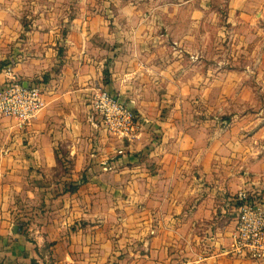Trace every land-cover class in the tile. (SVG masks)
<instances>
[{
	"label": "crops",
	"instance_id": "crops-1",
	"mask_svg": "<svg viewBox=\"0 0 264 264\" xmlns=\"http://www.w3.org/2000/svg\"><path fill=\"white\" fill-rule=\"evenodd\" d=\"M210 2L70 0L35 18L0 0V86L11 68L45 103L28 126L0 118V264H264L234 254L225 206L264 200V115L242 110L254 67L197 74ZM102 91L136 115L131 137L104 128Z\"/></svg>",
	"mask_w": 264,
	"mask_h": 264
},
{
	"label": "rangeland",
	"instance_id": "rangeland-1",
	"mask_svg": "<svg viewBox=\"0 0 264 264\" xmlns=\"http://www.w3.org/2000/svg\"><path fill=\"white\" fill-rule=\"evenodd\" d=\"M65 1L70 0H25L27 3H34L32 4L34 8H27L26 11L36 18L37 11L44 10V6L49 10L51 4L53 8L51 13L56 14V10L64 11L58 5ZM228 1L211 0L212 10L208 13L206 22L197 24L194 29L193 35H196L197 40L193 47L197 50L196 65L199 64L197 74L204 68L207 69V65L214 66L218 62L237 69L254 67V73L247 72V75H244L246 83L253 88L254 103L245 104L242 110L252 113L259 111L264 115V0H249L248 8L241 13L229 12L233 9L227 8ZM108 10L109 14L115 13L112 4L108 6ZM73 13L74 11L71 10V13L67 12V16ZM179 21L178 28H175L176 35H185L188 28L192 29L182 14L179 16ZM257 68L261 71H257Z\"/></svg>",
	"mask_w": 264,
	"mask_h": 264
},
{
	"label": "built area",
	"instance_id": "built-area-1",
	"mask_svg": "<svg viewBox=\"0 0 264 264\" xmlns=\"http://www.w3.org/2000/svg\"><path fill=\"white\" fill-rule=\"evenodd\" d=\"M4 74L8 79L0 86V118L9 117L21 126H28L45 106L42 91L19 81L11 68ZM93 105L108 133L118 138L131 137L138 119L127 105L107 91L100 92ZM225 200V206L236 213L234 254L264 260V200L247 191H239Z\"/></svg>",
	"mask_w": 264,
	"mask_h": 264
}]
</instances>
